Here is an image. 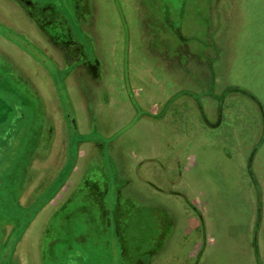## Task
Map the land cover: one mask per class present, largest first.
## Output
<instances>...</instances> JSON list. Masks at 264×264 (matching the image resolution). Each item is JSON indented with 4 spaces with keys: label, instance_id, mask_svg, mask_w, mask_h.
<instances>
[{
    "label": "rangeland",
    "instance_id": "obj_1",
    "mask_svg": "<svg viewBox=\"0 0 264 264\" xmlns=\"http://www.w3.org/2000/svg\"><path fill=\"white\" fill-rule=\"evenodd\" d=\"M32 1L48 5L50 20H53L54 7V14L57 13L58 17L56 20H61V25L57 27H62L67 33L71 31L76 39L82 41L84 37L74 11L77 0ZM146 1L136 0L137 7L148 11L144 4ZM150 2L153 6L163 5L165 9L167 6L172 7L176 19L169 21L173 31L167 33L173 34L180 28L182 39L179 44L169 47L164 42L166 33L161 29L162 25L158 27L146 22L144 27L141 22L140 26L137 24V28L133 29L130 20V33L125 34L123 31L119 40L114 39L116 47L113 59L109 53L105 55L106 61L112 64L105 74L106 79L109 80L111 73L116 79L115 71L120 72L121 78L114 80L112 87L102 84L107 100L99 111L90 93L93 86L99 83H86L85 110L82 100L76 95L70 99L66 85H62L57 78L58 72L53 70L47 58L42 57V52L35 44L28 45L27 41L14 34L12 27L8 28L0 22V33L18 40L32 55L41 59V62L32 64L31 71L38 75L40 69L46 68L45 73L41 74L49 77L48 72L56 80L55 83H43L37 77V83H33V86L41 100L26 98L27 103L22 98L24 92L18 89L20 83H6L11 88H17L19 95L0 83V114L4 115L0 121V243L22 234L29 220L49 200L53 199V210L58 208L66 193L70 192L72 183L86 171L89 162L92 164L97 161L106 172L107 185L100 174H91L89 185L98 181L99 186L87 187L85 193L80 192L76 199L67 201L65 206L56 210L58 214L55 216L53 236L46 246L48 251H41L43 262L45 259L51 264H264V190L260 184V180L264 184V0ZM106 3L104 6L110 12L112 7ZM2 8L0 4L1 15ZM4 9L17 26L24 25L27 32L32 27L30 20L20 11L8 5ZM109 18L110 22H115L111 12ZM149 32L159 35L151 36ZM153 37L161 49L153 47L149 40ZM169 56L176 60L182 59L185 66L184 70H180V75L183 74L186 81H182L183 75L178 80L176 72L172 70L173 60ZM164 73V77L167 76L165 80ZM122 77L129 80L128 83H124ZM8 78L10 82L17 80L16 77ZM51 85L57 101H53ZM123 89L128 93L133 89L139 99L146 97L144 92L153 94L154 103L159 102V111L164 109L161 117L169 113L168 106L172 102L183 104L174 109L177 112L188 106L187 110L190 111L182 117L181 126L177 128L183 134H174L171 130L172 119L169 115L172 112L159 120L162 123L153 122V125H149L142 120L145 115L157 116V112H149L147 101L141 105L136 100L138 107L132 103L133 111L130 112L127 102L121 97ZM158 92L165 96L161 102L159 97L156 98ZM46 96L48 99H45ZM220 99H225V104H228L224 112L230 110L232 104L235 105L232 110L236 112V118L234 120L232 113H226L218 121L219 125L224 117L223 126L231 125L233 130L244 128V133L248 135L258 123L261 124V132L249 146L252 148L250 157L257 162L251 164L261 175L253 171L252 165L245 167L244 158L239 169L238 157L226 146L223 134L217 135L223 131L209 124L216 120L212 114L215 106L223 104ZM14 103L19 108L20 114L17 116L16 109H11ZM78 104L83 106V111ZM199 104L203 112L205 109L204 117ZM196 109L201 111L199 116L205 119H201L200 129L196 126L199 121ZM45 123L53 124L55 128V135H51L49 141L43 130ZM229 131H225L227 134L224 135H231ZM57 137L59 143L54 144ZM51 142V150L54 151L53 176L49 182L45 173L39 177L36 185L43 186V190L34 202L28 203L20 195L24 168L32 156L41 159L42 150ZM96 142L102 145L99 151ZM170 148L168 165L173 167L182 163L186 172L184 181L188 180L187 185L191 187L185 195L180 196L183 197L181 200L177 197L181 195L178 191L173 193L176 199L169 200L163 194L162 197L157 196L147 185L145 190L144 184L131 178L137 175L144 177L141 180L145 181L153 182L152 178L162 180L157 172H152L153 177H149L146 171L151 168L147 167V162L153 157V164L157 166L155 170L162 172L164 155ZM238 149L243 153L244 144L240 143ZM90 158L93 160L89 161ZM245 168L250 170L248 174H244L242 169ZM45 172L50 175L48 169ZM122 173L124 179H121ZM122 180H129V183L123 185ZM172 180L178 183V176ZM159 185L166 191L171 189V185ZM120 187L122 196L130 200L134 197L140 199L143 205L140 203L135 206L141 207L140 210L126 205L120 207L117 215L120 226L117 227L113 211ZM102 202L110 211L105 221L101 214ZM151 203L157 208L153 209L155 205ZM190 206L202 211L203 224L208 229L204 225L198 227L200 212L196 213L195 208ZM124 226L126 230L122 232ZM150 229L155 244L147 257H138L133 247H147L144 246L146 238L141 231ZM121 233L124 238H121ZM24 236L27 240L33 237L30 232ZM38 239L35 243H28L22 238L18 244L19 251L27 247L32 264L40 263ZM150 242L148 248H151ZM51 245L53 260L49 253ZM145 258L148 263H145ZM0 264H11V259L9 256L7 259L0 257Z\"/></svg>",
    "mask_w": 264,
    "mask_h": 264
},
{
    "label": "flooded vegetation",
    "instance_id": "obj_2",
    "mask_svg": "<svg viewBox=\"0 0 264 264\" xmlns=\"http://www.w3.org/2000/svg\"><path fill=\"white\" fill-rule=\"evenodd\" d=\"M150 1L151 0H147L144 3L145 8L148 9V11L147 10L143 11V19H141V10H140V7H137L138 3H136V0H77L74 11H75V14L77 15V18L79 20L78 22L81 26L80 32L83 34V37L85 38V39L83 38L82 41H79L78 39H76V37L71 33V31L67 33L62 27L58 28L57 25L58 24L61 25L60 23L61 20L59 21L56 20L58 19V17H57V13L54 14L55 13L54 7H53V20H50L51 11H48L49 10L48 5L41 1L38 3L37 1L33 2L32 0H1L0 4H2L3 8L1 10L2 15L0 14V22L6 25L8 28L12 27L14 30V34L19 39L22 38L23 41H27L28 45L29 43L35 44V47L39 51L42 52V55H43L42 57L47 58L49 62L52 64V66L54 67L53 70L58 72L57 78L60 80V83H62V85L64 84L66 85L65 86L66 92L69 95L70 99L72 98V96L76 95L79 100H82L83 105L85 106L86 105L85 92L87 91L86 83H99V84H96V86H93V88L90 91L91 96H93V99H91L92 102L96 103L95 99H97V101L101 103L106 102L107 98H105V95L107 97V93L103 92L102 84L106 83L108 87L110 85L112 87V83H108L105 77L106 72L111 66L110 63H108L107 61H104L106 57L105 51L110 52L111 48L115 50L116 44H115L114 39H118V37L121 38V33H123V31L125 34L130 33L129 27H128V23L130 20L133 23V29L137 28L136 26L137 24H139L140 26L141 22L144 27H145L146 22L149 25L152 23L153 26L156 25L158 27L159 25H162L163 28L161 29L162 30L164 29V32L166 33L163 36L164 42H166L169 47L174 46L175 44H179L180 39H182V30L180 28L175 30L173 34L167 33L169 31H173L169 21H174V19H176L174 18L175 14L172 10V7L167 6V9H165L163 5L160 7H158V5L153 6ZM106 2H108L110 6L112 7L110 12L114 16L115 22L113 23L109 21L110 12L107 9L108 7L104 6V3L107 5ZM7 5L12 6L14 9H16V11L17 10L20 11L21 14L25 16V18L30 20L32 27L29 28L28 32L24 25L20 26L18 24L17 26L9 19L6 12L4 11L5 10L4 7L6 8ZM157 29L159 30L160 28H157ZM41 33L47 36L46 38L47 40L46 39L43 40L42 37L40 38ZM111 33H112V36H111ZM149 34L151 36L159 35L156 32L154 33L149 32ZM0 36H2L5 39L10 40L11 42L10 44L11 46H8V45L3 46L0 44V53H1L0 61L2 62V65H0V83H3L1 85L7 88V86L10 87V85H7L6 83H20L21 85L18 87V89L24 92V94L22 95V98H24L23 101L25 100L26 102V98H29L33 101H36V100L38 101L39 99L41 100L40 95L38 94L36 88H34L33 86V83H37V77L41 79L43 83H55L56 80H54L53 79L54 77L52 78L51 75L48 74V72H47V75L49 77H44L41 74V73H45L44 70H46V68L40 69L39 74L35 75L34 74L35 72L31 71V69L33 68L32 64L39 62L41 59L39 60L38 57L32 55L31 54L32 52H30L27 47L21 45L18 40H12L10 36L4 35L2 33H0ZM149 40L152 42L154 48L161 49L160 48L161 46L159 45V43L154 42V40L156 41L157 39H154L153 37V38H149ZM67 43L69 44L67 46H64ZM15 48L17 49V51L13 50ZM171 49L174 50L176 48H171ZM193 49L194 48H191V51H194ZM169 59L173 60L172 70L176 72L178 76V80L180 81V77L183 75V74L180 75V72L184 70L183 68L185 64L182 63V59L176 60L175 58L172 59L170 56H169ZM139 64H143V63L139 62ZM20 71H23V72L20 73ZM30 72L34 74L35 78L31 76ZM115 72H116L115 73L116 77L120 79L121 78L120 72H117V71ZM5 75H7L10 78L16 77L17 80L13 78L15 81L12 80L10 82V79L8 77L5 78ZM69 77L72 79L71 83H68L67 81ZM166 78L167 76L164 77V79ZM124 79L122 77V80L124 81V83H128L129 80H124ZM182 81H186V78L184 75L182 76ZM51 88H52L51 94H53L52 95L53 101L54 100L57 101L56 95L53 92V85H51ZM10 89L14 92H17V94L19 95V91L17 88L14 89L13 87L12 88L10 87ZM123 90L126 94L125 97L128 98L130 102L131 107H132V103L133 104L135 103L136 107H138L137 106L138 101L136 100H139L141 105H143L147 101L146 104L148 108H150L149 109L150 113L154 111V110L152 111V107L156 108V111L154 112L155 113L157 112V116L155 115L146 116L145 115L146 117L151 118V120H160L163 118L165 119L170 112H172V114L174 113L175 111L174 109L176 107L180 108L183 105V104H180L179 102H172L168 106L167 111L169 113L166 116L161 117L160 116L161 114L162 116L164 115L163 113L164 109L162 111H159V107H158L159 102L155 104L154 100H152L154 95L152 96V94H148L147 92L143 91L145 93L143 95L146 97L143 99H139V96L134 95L135 93L133 89L129 93L125 89ZM161 94L162 93L158 92L157 97L156 96L155 97L158 98L159 95ZM162 95L164 96V94ZM100 98H102L103 100H99ZM45 99H48V96H46ZM159 101L161 102V98H159ZM220 102H222L223 104L222 105L219 104L218 106H215V110L212 114L216 118V120L213 123L211 122L209 123L213 127L219 124L218 121L222 117L224 107L228 106V104H225L226 103L225 99L224 100L220 99ZM14 105L15 106H12L11 109L13 108L16 109V116H17L20 114L19 108H18V105H16L15 103ZM201 106L202 105L199 106V109H201V111L203 112ZM234 106L235 105L232 104V106L230 107L232 108ZM216 107H220V108L217 109ZM189 109H191V107H189ZM199 109H197L196 111L201 112L199 111ZM216 109H217V112H216ZM204 112H205V109H204ZM204 112H203V117H204ZM3 118H4V115L0 114V121ZM202 120H205V119L202 118ZM43 130H45L44 132L45 134L47 133L46 138H48V141L51 139V135H53L54 137L55 134H53V132H55V128L53 124L44 125ZM58 131L56 133L59 134ZM44 133L42 135H45ZM58 137L56 138V141L54 142V144L59 143L57 142ZM95 144H96V149L99 151L102 146L101 143L96 142ZM52 145H53V142H51L49 146L44 147V149L42 150L43 157L40 156L42 157L41 159H37V158L34 159V156H32L29 159L27 166L24 168V173H23L24 181L22 182L20 186V192H21L20 195L21 197L23 196L24 198H26L28 200V203L34 202V200H36V197L39 196V194L43 190V186L36 185L39 177L41 175L43 176V173H45L46 177L47 178L49 177V180H47V182H49L53 176V152L54 151L51 150ZM249 159H252V157H250ZM153 160L154 158L151 157V159H149L147 162L148 166L147 165L146 166L150 168L152 167V171L154 172ZM55 162L57 163L58 161L56 160ZM46 169H48V173L50 175H48L47 172H45ZM162 170L165 173L164 167H162ZM148 171L149 169H147L146 173ZM152 171L150 173H147L150 178L153 177ZM103 174H104V171L100 175L102 176ZM160 175L162 174L159 171V176ZM123 176H124V173H123ZM160 177L162 178V176ZM88 178L86 176L83 177L82 179L83 183H80L79 186L75 188V190L70 196L69 195L67 197L65 196L64 197L65 199L63 198V201L60 202V205L58 208L53 210V199L49 200L47 204L41 207L39 213H37L35 217L29 220L22 234H20L18 237L11 236L14 239H11L9 237V239H6L2 243H0V257L3 259H7L9 256V258L11 259V264H32V260L30 257H28V254H27V249H26L27 247L23 250H20V251L18 250L19 242L21 241L22 238L24 241L25 239L27 240V237H25L24 235L27 232L28 233L30 232L33 237L32 238L30 237V239L28 238L27 240L28 243H30V241L32 243H35L37 242L36 240L39 238L38 239V246H39L38 254L40 255L39 256L40 263L38 262L37 264H51L49 263V261L46 262L45 259L43 262V259L41 258V253H42L41 251H44V252L48 251L46 246L47 244H49L51 236H53L54 224H55V219H56L55 216L58 214V211L56 210L65 206L67 201L76 199V196L79 195L80 192L85 193L86 189L90 188L91 185H94L96 187L99 186L98 181H94L91 185H89L90 180L88 181ZM124 178L125 176L121 179H124ZM131 178L132 179L134 178L135 180L137 179V183L139 184H144V188L146 187V185L150 187L152 190L155 191V194L156 193L158 194L157 196L159 197H162V194H170V192L173 194L174 192V191H166L164 187L161 188L159 184L162 182V180H157L155 178H152L154 180L153 182L148 181V180L145 181V180H141V178L144 179V177H140L137 175H134V177L131 176ZM106 180H107V175H106ZM121 182L123 185H125L129 183V180H122ZM105 185H107L106 182H105ZM122 195H123L122 188L120 187V189H118V192L116 194V198H115L116 206L113 211V214H115V217H116L117 227L120 226V223L118 221L119 218L117 217V215H119L118 210L120 207H123L126 205V206H129L130 208H135L137 204L140 205L141 203V205H143L140 199L137 200L134 197V198H131L132 200H130L128 199V197H124ZM177 197H180V194H178ZM151 205L154 206L155 204L151 203ZM100 206H101L102 218L105 221L110 211L106 209V205L104 202H102ZM140 208L141 207H138L135 209L140 210ZM152 208L154 209L157 207L155 205ZM38 216H40L39 219H38ZM165 221H166V218H165ZM163 222H164V218H163ZM36 229H38V234L36 233ZM125 230H126L125 226L123 228V231L120 228V231L122 232H125ZM141 234L143 235V237L146 238L144 239L145 240L144 246H147V247L139 249L141 247L134 246L133 252L138 257H142L143 255L147 257V254L149 253V251H151V249L153 248L155 244L154 239H152V230L151 229L147 231L142 230ZM122 237L124 238L123 233H121V238ZM149 242L151 243V246H150L151 248H148ZM49 253H51L52 260H53V246L52 245H51V249ZM49 253L48 255H50ZM45 255H43L42 257L45 258ZM14 256H17V258H15ZM144 261L145 263H148V260H146V258Z\"/></svg>",
    "mask_w": 264,
    "mask_h": 264
},
{
    "label": "crops",
    "instance_id": "obj_3",
    "mask_svg": "<svg viewBox=\"0 0 264 264\" xmlns=\"http://www.w3.org/2000/svg\"><path fill=\"white\" fill-rule=\"evenodd\" d=\"M141 12H142V15H141V19H143V10H141ZM138 16V15H137ZM144 28V27H143ZM37 29V28H36ZM41 36H42V38H44V39H46L47 38V36L44 34H42L41 33ZM47 40V39H46ZM0 44L1 45H3V46H5V45H8V46H11L10 44H11V42H10V40H8V39H5V38H3L2 36H0ZM14 51H17V49L15 48V49H13ZM113 50L114 49H112L111 48V51L110 52H107V51H105V54H107V53H109L110 54V56H111V59H113ZM104 61H106V59L104 60ZM110 64H111V62H109ZM113 63V62H112ZM111 66H112V64H111ZM21 72H23V71H20V73ZM31 73V76L33 77V78H35V76H34V74L32 73V72H30ZM118 77H116V79H117ZM115 78H113V73H111V75H109V80H107L108 81V83H115V81L114 80H116ZM119 79V78H118ZM27 80V79H26ZM163 80H165L164 79V74H163ZM67 81H68V83H71L72 82V79L69 77L68 79H67ZM28 83V82H27ZM161 93V92H160ZM125 92H124V90L121 92V97L124 99L123 101H126L127 102V109L131 112V111H133V109H132V107H131V105H130V102H129V100H128V98H126L125 97ZM152 96H153V94H152ZM164 97L165 96H163L162 94L161 95H159V98H161V101L164 99ZM152 98V97H151ZM186 98V97H185ZM153 100V99H152ZM97 102V107H96V109H97V111H99V110H101L102 109V105H104V103H101V102H98V101H96ZM215 105L217 104V102H215L214 103ZM195 105V104H194ZM81 110H82V105L81 104H78L77 105ZM86 108H87V106H84V109L86 110ZM192 108V107H191ZM188 106H186V109H184L183 111H181V112H177V111H174V114L175 115H169V118L170 119H172L173 120V122H172V120H171V123H172V126H171V130L173 131V133L174 134H183L181 131H180V129H177V128H180V126H181V122H182V117L183 116H185L186 114H187V112H189L188 110ZM230 109H232V108H230ZM156 111V108L155 107H152V111ZM197 110V109H196ZM83 111V110H82ZM197 112V116H198V119H199V121L198 122H196V121H194V122H196V126H199V123H201L202 121H201V117L199 116V114H200V112H198V111H196ZM193 113H195V112H193ZM226 113H232V115H233V119L235 120V118H236V115H235V113L236 112H233V110H228V111H226V112H224L223 111V116L225 117V115H226ZM224 117H223V120L221 121V124L219 125H217V126H215L216 127V129H220V130H222L223 131V133H221V132H219V133H217V135H222L223 134V136L225 137L224 138V141H226L227 142V144H226V146H228L233 152H234V154H236V157H238V159H239V163H238V167H239V169L240 168H242L241 167V162L243 161L242 159L244 158L245 160V163H246V165H245V167H248L249 166V164L250 165H252V164H255V159L254 158H252V159H249L250 158V150L252 149H250L249 148V146H250V144H252V142H253V140L256 138V136H257V134H259V132H261V125L258 123L257 125H256V129H253V132L252 133H250V134H245L244 133V128H242V129H240V130H233V128L231 127V125L229 126V127H227V126H223V121H224ZM197 119V120H198ZM221 119H222V117H221ZM142 120H144L146 123H149V125H153V122H160V123H162L161 121H159V120H151V118H148V117H146V116H144V118L142 117ZM261 121H262V117H261ZM213 127V126H212ZM88 129H89V127H88ZM199 129H200V126H199ZM229 130H231V131H229ZM225 131H229V133L231 134V135H229V136H226V135H224V134H227ZM216 140V139H215ZM240 143L241 144H244V150H243V153L240 151L241 149H238V145H240ZM95 146H96V144H95ZM236 146V147H235ZM170 147V146H169ZM170 150H171V148L167 151V154H165L164 155V159H163V167H164V169H165V173H164V171L162 170V172L160 171V173L162 174V175H160V176H162V182L160 183V184H163V185H171V189H168V191H178V192H180L181 193V195L180 196H183V195H185V193L187 192V190H190L191 189V187H189L188 185H187V183L189 182L188 180H186V181H184V174L186 173L185 171H184V165L181 163V165L178 163V164H176V165H174L173 167H170V165H168V161H170ZM173 151V150H172ZM244 151H246V152H244ZM96 152V151H95ZM175 152L173 151V157H175ZM176 158V157H175ZM93 159L92 158H90V160L89 161H92ZM88 161V162H89ZM95 161V160H94ZM167 162V163H166ZM249 162H251V163H249ZM257 163V162H256ZM259 164V163H258ZM89 166L86 168V171L83 173V174H80V176H78L77 178H76V180L72 183V187H71V190H70V192H67L66 193V197L69 195H71L72 193H73V191L75 190V188L77 187V186H79V184L80 183H83V181H82V179H83V177H89L91 174H94L95 173V175L96 174H101L103 171H104V169H102V167H100L101 166V164H100V162H97V161H95V162H92V164L89 162V164H88ZM97 165H99V167L97 166ZM154 166V173L155 172H157L158 174H159V172L158 171H156L155 170V167H157V166H155V165H153ZM253 166V171L255 172V173H257V174H259V175H261V173L260 172H256V170H255V167H254V165H252ZM101 169V170H100ZM100 170V171H99ZM243 170V172H244V174H248L249 173V169H247V168H245V169H242ZM117 171H119L118 169H117ZM152 171V167H151V169H149V171L147 172V173H150ZM100 172V173H99ZM153 172V171H152ZM105 171H104V174L101 176L100 175V177H104V180H106V175H105ZM122 175H123V173H122ZM178 176V183L176 182V181H173L172 180V178L173 177H177ZM124 177V176H123ZM122 177V178H123ZM89 179V178H88ZM155 179H157V178H155ZM167 179H169L168 181H167ZM90 180V179H89ZM158 180V179H157ZM247 182V181H246ZM248 182H249V180H248ZM183 184V185H182ZM260 184H261V186H262V189L264 190V184H262L261 183V180H260ZM177 185H178V187H177ZM187 185V186H186ZM174 193V192H173ZM168 196V199L169 200H172V199H176L175 198V194H172L171 192H170V194H163V197H167ZM178 198H180V200L183 198V197H178ZM194 203H195V201H194ZM195 205L197 206V203H195ZM190 207H195V206H190ZM199 209H198V207H195V211H196V213H197V211H198ZM200 212V214H199V218H200V224H199V226L198 227H201L200 225H204L205 226V229H208L207 228V226H206V224H203V220H202V217L204 218V216H203V214H202V211L200 210L199 211ZM165 226H166V221H165ZM165 226H163V227H165ZM204 228V227H203Z\"/></svg>",
    "mask_w": 264,
    "mask_h": 264
}]
</instances>
